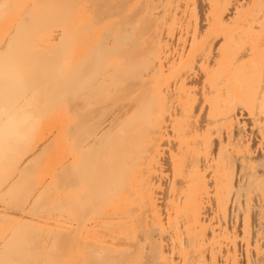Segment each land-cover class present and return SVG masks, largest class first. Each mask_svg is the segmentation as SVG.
<instances>
[{"label": "bare ground", "instance_id": "6f19581e", "mask_svg": "<svg viewBox=\"0 0 264 264\" xmlns=\"http://www.w3.org/2000/svg\"><path fill=\"white\" fill-rule=\"evenodd\" d=\"M0 264H264V0H0Z\"/></svg>", "mask_w": 264, "mask_h": 264}]
</instances>
